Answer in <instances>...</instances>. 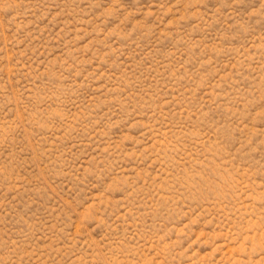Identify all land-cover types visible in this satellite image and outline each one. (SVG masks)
Here are the masks:
<instances>
[{"label": "rangeland", "instance_id": "374dc122", "mask_svg": "<svg viewBox=\"0 0 264 264\" xmlns=\"http://www.w3.org/2000/svg\"><path fill=\"white\" fill-rule=\"evenodd\" d=\"M0 264H264V0H0Z\"/></svg>", "mask_w": 264, "mask_h": 264}]
</instances>
